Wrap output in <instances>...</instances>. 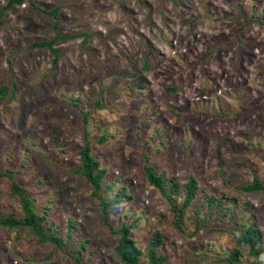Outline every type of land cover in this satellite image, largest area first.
<instances>
[{
    "label": "rangeland",
    "instance_id": "rangeland-1",
    "mask_svg": "<svg viewBox=\"0 0 264 264\" xmlns=\"http://www.w3.org/2000/svg\"><path fill=\"white\" fill-rule=\"evenodd\" d=\"M56 33L58 56L36 43ZM86 138L112 181L105 197L126 187L109 217L134 222L138 246L158 229L171 264H264L235 240L255 224L264 246V190L237 188L264 181V0H22L1 13L0 171L50 230L65 238L75 224L62 247L28 226L0 227V264H123L91 185L68 170ZM144 156L169 185L197 178L183 227ZM9 176L0 216L21 217ZM170 191L182 200L181 187ZM210 193L220 204L209 206Z\"/></svg>",
    "mask_w": 264,
    "mask_h": 264
},
{
    "label": "trees",
    "instance_id": "trees-1",
    "mask_svg": "<svg viewBox=\"0 0 264 264\" xmlns=\"http://www.w3.org/2000/svg\"><path fill=\"white\" fill-rule=\"evenodd\" d=\"M22 0H7L6 4L1 6L0 16L5 10L10 8L14 3H20ZM58 8L55 7L48 10L52 14L54 19V25H58ZM60 35L55 34L53 38L47 40L37 41V44L47 45L51 51H53L56 56L59 55L57 47L53 46L56 38ZM85 119L88 118V112L85 111ZM86 134V133H85ZM104 137L100 138L103 141ZM79 154V166L76 169L69 168L71 173H78L86 177L85 179L91 185L92 189L90 192L91 197L97 199V205L99 206V214L104 220V222L109 226L111 233H116V242L114 244V250L117 252L119 260L123 264H171L168 255L160 248L162 243V232L158 229L154 230L152 234L148 237L144 247H140L137 244L136 239L132 236V229L134 227V222H123L120 226L116 227L111 223L109 217V208L113 202H117L121 199V196L125 192L126 187L124 185L119 186L111 199L105 197L104 190L112 186V181L107 180V169L100 165V162L94 156L92 151L91 142L88 138L85 139L84 144L78 149ZM264 158V157H263ZM144 171L147 176V181L153 186L157 187L160 193L164 196L167 203L170 204L172 210V215H174L175 224L179 227H183L184 213L188 205L192 202V198L195 195L197 188V178L191 174L186 181L179 183L176 180H172L170 185L165 181V176L163 173H157L153 166L150 164L146 156H144ZM0 174L10 175V189L12 192L16 193L20 200V209L22 216L17 217L10 213L4 216H0V227H8L9 229H17L21 225L28 226L32 229V233L36 235L39 241H49L53 243V246L62 247L63 242L71 237L72 227L75 222L70 218L69 228L66 233L65 238L56 231L50 230L51 225H45L47 217L44 213H37L32 205V199L26 194L25 188L22 187L11 174L7 171H0ZM181 187L184 191L183 198L180 202H175L172 190L173 188ZM237 188L242 190H264V181L255 177L253 180L239 184ZM207 203L211 206L217 197L214 194H207ZM219 201V200H218ZM216 202V201H215ZM220 202V201H219ZM217 203V202H216ZM220 204V203H217ZM197 212V209L195 210ZM197 228L202 224L201 220L198 218L196 221ZM57 233V234H56ZM261 236L259 228L255 224H241V232L236 236V248L242 247L247 244L249 252L255 253L259 251L263 252L264 260V246H257V242ZM82 246L84 245L81 242ZM235 253L229 256V260H233ZM145 258V261L142 258ZM73 260L68 264H82L80 257L73 255ZM51 264H63L51 262Z\"/></svg>",
    "mask_w": 264,
    "mask_h": 264
}]
</instances>
